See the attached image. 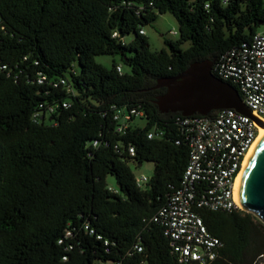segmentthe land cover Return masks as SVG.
Instances as JSON below:
<instances>
[{
    "label": "trees",
    "instance_id": "16d2710c",
    "mask_svg": "<svg viewBox=\"0 0 264 264\" xmlns=\"http://www.w3.org/2000/svg\"><path fill=\"white\" fill-rule=\"evenodd\" d=\"M261 3L0 0V264H182L153 216L179 187L188 146L180 113L154 103L165 91L155 81L248 44L264 26ZM166 12L178 37L150 51L140 30ZM96 55L119 56L129 72ZM119 107L142 108L143 123L116 131ZM154 127L163 135L148 138ZM130 161L154 164L141 187ZM197 211L221 242L210 264H244L253 215Z\"/></svg>",
    "mask_w": 264,
    "mask_h": 264
},
{
    "label": "built area",
    "instance_id": "2783aa9c",
    "mask_svg": "<svg viewBox=\"0 0 264 264\" xmlns=\"http://www.w3.org/2000/svg\"><path fill=\"white\" fill-rule=\"evenodd\" d=\"M264 10V0H261ZM144 33V30H140ZM169 33L175 34L174 30ZM116 33L114 32L113 35ZM122 72L120 64L115 66ZM211 72L219 79L234 85L251 114L264 117V26L256 31L248 44L232 46L213 62ZM43 78V77H41ZM65 83L64 79H60ZM63 106H66L63 103ZM46 114L53 111L48 107ZM42 113L33 114L38 118ZM140 107H119L113 112L116 131L123 132L127 125L142 119ZM182 139L188 146V159L179 187L156 212L153 220L163 225V233L182 264H210L218 255L220 240L206 228L199 208L230 212L238 210L235 182L245 157L258 134L259 124L232 108L214 110L208 115L193 114L177 118ZM163 135L160 128L148 131V138ZM95 144V142H93ZM128 152L133 155L132 147ZM141 187L148 176L134 175Z\"/></svg>",
    "mask_w": 264,
    "mask_h": 264
},
{
    "label": "water",
    "instance_id": "95a60500",
    "mask_svg": "<svg viewBox=\"0 0 264 264\" xmlns=\"http://www.w3.org/2000/svg\"><path fill=\"white\" fill-rule=\"evenodd\" d=\"M212 65L211 59L196 60L176 75L157 78L154 87L165 88L153 100L158 110L189 116L232 108L260 125L262 121L251 114L238 91L212 74ZM236 200L241 210L254 214L264 223V132L241 169Z\"/></svg>",
    "mask_w": 264,
    "mask_h": 264
},
{
    "label": "rangeland",
    "instance_id": "374dc122",
    "mask_svg": "<svg viewBox=\"0 0 264 264\" xmlns=\"http://www.w3.org/2000/svg\"><path fill=\"white\" fill-rule=\"evenodd\" d=\"M261 28H263V26ZM143 30L150 51H158L165 47L164 39L174 41L178 37L177 22L168 12L158 14L150 24L143 26ZM172 30L176 33H169ZM132 38L133 34L130 33L126 35L124 39L125 41H129ZM188 44V42H184L181 46L185 48ZM94 60L107 68L110 67L111 61H114L121 65L122 72H129V67L125 65L117 55H96L94 56ZM74 67L77 68L76 63H74ZM133 122L137 124L143 123L140 119H135ZM129 166L135 176L144 174L149 177L153 172L154 164L152 161H142L139 164L130 161ZM106 182L110 187L117 190L118 187L113 176L107 175ZM252 215V224L249 229V248L247 251L250 255H248L244 264H264V223L254 214Z\"/></svg>",
    "mask_w": 264,
    "mask_h": 264
},
{
    "label": "bare ground",
    "instance_id": "6f19581e",
    "mask_svg": "<svg viewBox=\"0 0 264 264\" xmlns=\"http://www.w3.org/2000/svg\"><path fill=\"white\" fill-rule=\"evenodd\" d=\"M261 121H262V123L259 125L257 137L255 138L254 142L252 143V145H251V147H250V149H249V151H248V153H247V155L245 157V162H246V160H247V158H248V156L250 154V151H251L252 147L254 146L256 141L259 139V137L262 135V133L264 132V117L262 118ZM245 162H244V164H245ZM240 174H241V171H240L239 175L236 178L235 189H237V185H238V181H239V178H240ZM235 195H236V192H235Z\"/></svg>",
    "mask_w": 264,
    "mask_h": 264
}]
</instances>
